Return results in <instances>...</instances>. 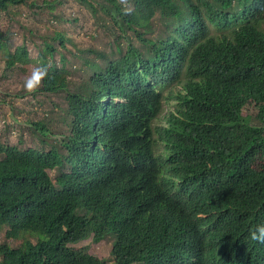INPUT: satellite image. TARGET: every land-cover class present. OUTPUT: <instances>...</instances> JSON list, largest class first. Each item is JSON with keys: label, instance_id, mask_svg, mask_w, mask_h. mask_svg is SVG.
Returning <instances> with one entry per match:
<instances>
[{"label": "trees", "instance_id": "obj_1", "mask_svg": "<svg viewBox=\"0 0 264 264\" xmlns=\"http://www.w3.org/2000/svg\"><path fill=\"white\" fill-rule=\"evenodd\" d=\"M76 1L94 41L29 40L48 65L35 90L65 99L61 141L0 139V264H109L75 246L108 236L112 264H264L248 236L264 224V0ZM10 37L8 67L36 61Z\"/></svg>", "mask_w": 264, "mask_h": 264}, {"label": "rangeland", "instance_id": "obj_2", "mask_svg": "<svg viewBox=\"0 0 264 264\" xmlns=\"http://www.w3.org/2000/svg\"><path fill=\"white\" fill-rule=\"evenodd\" d=\"M43 1L39 0L36 5L31 7L26 5L11 7L19 20L17 25L10 20V18L13 19V15L1 14L0 29L10 32L12 49L25 43L32 59L36 60L38 49L29 40L30 37L34 36L42 42V38L35 31L45 34L49 28L59 27L67 31L70 38L84 43L94 41L93 35L100 33V27L96 25L92 12L76 0H66L57 4L52 13L46 9L47 5L42 3ZM49 1L53 2L54 0ZM32 30H34L33 34L31 33ZM66 45L73 47L72 42L67 41ZM102 50L106 52L105 49L102 48ZM65 52L69 56L67 50ZM5 61L4 58L0 59V139L11 144H18L19 140H22L23 147L38 148L41 146L44 137L46 141L42 144L46 150H49L56 143V140L61 141L60 133L63 132L65 125L60 121V118L63 116V110L66 106V103L62 105L61 102L65 99L63 95L47 96L42 94L35 90L36 86L33 88L23 86V73L32 62L24 66L10 68ZM60 104L62 106H59ZM167 109L169 110L170 107ZM32 121L42 122L50 126L52 135L49 133V136H45L38 131L33 132L32 129H35V126L32 125ZM59 124L63 126L61 132H58L54 127ZM69 169L67 164L61 167V171H69ZM49 173L54 178L58 171L50 170ZM7 230V226L0 227V243L4 240ZM30 240L35 242L37 238L32 237ZM19 244L16 241L11 243L13 247H17ZM75 246L105 259L109 264L113 263L109 259L112 248L110 236L102 239L99 243L90 238Z\"/></svg>", "mask_w": 264, "mask_h": 264}, {"label": "clouds", "instance_id": "obj_3", "mask_svg": "<svg viewBox=\"0 0 264 264\" xmlns=\"http://www.w3.org/2000/svg\"><path fill=\"white\" fill-rule=\"evenodd\" d=\"M47 70L48 65L46 62L41 60L32 62L23 73V86L33 88L40 83L41 77L45 75ZM248 236L251 241L264 243V224H257L255 227L250 228Z\"/></svg>", "mask_w": 264, "mask_h": 264}]
</instances>
